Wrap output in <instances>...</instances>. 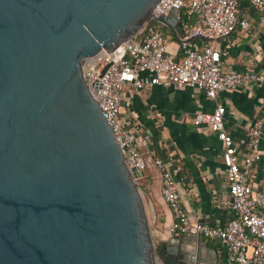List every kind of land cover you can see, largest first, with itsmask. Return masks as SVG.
Returning <instances> with one entry per match:
<instances>
[{
  "label": "water",
  "instance_id": "1",
  "mask_svg": "<svg viewBox=\"0 0 264 264\" xmlns=\"http://www.w3.org/2000/svg\"><path fill=\"white\" fill-rule=\"evenodd\" d=\"M158 2L0 0V264H199L201 252L157 235L144 174L84 75ZM182 22L179 10L153 21L180 38Z\"/></svg>",
  "mask_w": 264,
  "mask_h": 264
},
{
  "label": "built area",
  "instance_id": "2",
  "mask_svg": "<svg viewBox=\"0 0 264 264\" xmlns=\"http://www.w3.org/2000/svg\"><path fill=\"white\" fill-rule=\"evenodd\" d=\"M242 2L264 8V0H159L149 20L134 36L111 52L103 49L84 65L87 86L115 133L130 169L136 168L144 174L146 153L154 141L142 126L123 122V90L127 84L137 90L151 86L191 87L217 99L224 91L264 83V72L222 68V52L216 41L251 27L247 18L238 15ZM173 10L181 13L186 10L189 17H194V21L186 23L185 34L180 38L183 47L180 57L169 53L167 38L153 23ZM197 37L206 41L202 47L193 44L192 40ZM226 112V105L219 103L213 111L197 112L193 122L222 136V158L230 194L224 204L234 210L235 217L227 225L218 227L193 221L183 206L175 173L158 157L154 162L162 173L163 196L173 215L166 224L168 230L180 233L191 230L197 235L220 239L227 247L230 264H264V189L253 192L250 187L253 169L262 157L263 121L258 120L249 127V143L242 155L233 137L225 131ZM180 168L176 166L175 170Z\"/></svg>",
  "mask_w": 264,
  "mask_h": 264
},
{
  "label": "crops",
  "instance_id": "3",
  "mask_svg": "<svg viewBox=\"0 0 264 264\" xmlns=\"http://www.w3.org/2000/svg\"><path fill=\"white\" fill-rule=\"evenodd\" d=\"M238 15L247 18L251 27L216 41L222 52V68L225 71L264 72V8L242 2ZM191 17L182 13L183 27ZM159 27L168 40L169 53L182 56V42L174 28L169 25ZM192 42L202 47L206 41L197 37ZM219 103L227 107L225 131L233 137L237 151L242 155L249 143V127L258 120L263 121L262 157L250 177L251 190H263L264 83L224 91L217 99L191 87L151 86L137 90L127 84L123 90V122L142 126L154 141L146 153L147 168L140 181L155 203L157 235L171 242L176 250L181 243L183 249L195 254L201 252L199 264H230L227 247L218 238L197 235L191 230L180 233L162 229L166 221L171 222L173 215L163 196L162 173L154 161L162 158L175 173L183 206L193 221L207 222L216 227L227 225L235 217V212L224 204L230 194L222 158L223 139L219 132L193 122L197 112L213 111ZM176 166L181 168L175 170ZM157 241L158 245L166 246L159 239Z\"/></svg>",
  "mask_w": 264,
  "mask_h": 264
},
{
  "label": "trees",
  "instance_id": "4",
  "mask_svg": "<svg viewBox=\"0 0 264 264\" xmlns=\"http://www.w3.org/2000/svg\"><path fill=\"white\" fill-rule=\"evenodd\" d=\"M182 13L185 14V13H187V11H186V10H182ZM189 21H190V22H191V21H194V17H191V18L189 19ZM158 27H159V26L156 25V28H158ZM159 29H160V27H159ZM142 189L145 190V187L142 186Z\"/></svg>",
  "mask_w": 264,
  "mask_h": 264
},
{
  "label": "rangeland",
  "instance_id": "5",
  "mask_svg": "<svg viewBox=\"0 0 264 264\" xmlns=\"http://www.w3.org/2000/svg\"><path fill=\"white\" fill-rule=\"evenodd\" d=\"M158 30H160L159 27H158ZM139 184H140V187H141V189H142L143 184H141V181H139ZM143 190H144V189H143ZM154 238H155V237H154ZM155 241H156V244H159L156 238H155Z\"/></svg>",
  "mask_w": 264,
  "mask_h": 264
}]
</instances>
